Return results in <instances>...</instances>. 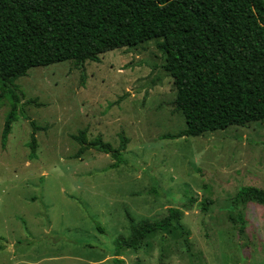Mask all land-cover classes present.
Returning a JSON list of instances; mask_svg holds the SVG:
<instances>
[{
  "label": "rangeland",
  "instance_id": "rangeland-1",
  "mask_svg": "<svg viewBox=\"0 0 264 264\" xmlns=\"http://www.w3.org/2000/svg\"><path fill=\"white\" fill-rule=\"evenodd\" d=\"M162 65L149 40L106 52L84 72L61 62L16 81L25 117L4 145L0 103V264H264V205L247 204L240 233L231 202L244 187L264 190V121L166 138L185 123ZM31 121L43 128L34 158ZM84 128L115 146L123 133L124 163L112 169L94 151L74 158L71 136ZM169 208L182 210L187 246L181 231L157 233L137 254L116 255L117 238Z\"/></svg>",
  "mask_w": 264,
  "mask_h": 264
},
{
  "label": "trees",
  "instance_id": "trees-1",
  "mask_svg": "<svg viewBox=\"0 0 264 264\" xmlns=\"http://www.w3.org/2000/svg\"><path fill=\"white\" fill-rule=\"evenodd\" d=\"M149 40L163 55L162 68L172 79L173 112L185 128L166 138L200 137L229 127L264 121V0H0V103L8 104L1 132L4 145L19 115L21 95L16 81L35 67L71 62L80 72L87 62ZM29 157H35V134L43 129L30 122ZM71 138L74 158L89 151L109 155L110 168L124 163L128 139L117 145L101 134L88 137L80 129ZM190 198L184 207L193 204ZM245 230L248 203L264 205V190L247 186L232 200ZM207 210V202H201ZM182 210L169 208L153 221L131 227L115 242L116 255L137 254L157 233L181 231ZM100 232L103 227L98 226ZM164 235V236H165Z\"/></svg>",
  "mask_w": 264,
  "mask_h": 264
}]
</instances>
